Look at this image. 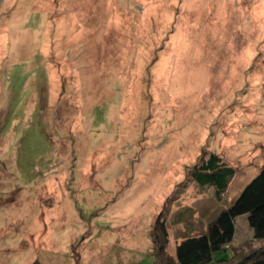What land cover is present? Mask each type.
Instances as JSON below:
<instances>
[{
  "label": "rangeland",
  "instance_id": "1",
  "mask_svg": "<svg viewBox=\"0 0 264 264\" xmlns=\"http://www.w3.org/2000/svg\"><path fill=\"white\" fill-rule=\"evenodd\" d=\"M263 166L264 0H0V264H153Z\"/></svg>",
  "mask_w": 264,
  "mask_h": 264
},
{
  "label": "trees",
  "instance_id": "2",
  "mask_svg": "<svg viewBox=\"0 0 264 264\" xmlns=\"http://www.w3.org/2000/svg\"><path fill=\"white\" fill-rule=\"evenodd\" d=\"M235 170L220 163L214 153L193 166L189 177L198 186L213 187L220 196L228 186ZM246 216L252 230L250 242L234 245L235 220ZM152 232L156 250L153 264H264V166L240 191L231 204L221 208L205 230L183 237L175 246L174 254L167 253L168 232L164 220L159 221ZM252 244V245H251ZM258 244V246H254ZM233 247L230 258H216V252Z\"/></svg>",
  "mask_w": 264,
  "mask_h": 264
},
{
  "label": "crops",
  "instance_id": "3",
  "mask_svg": "<svg viewBox=\"0 0 264 264\" xmlns=\"http://www.w3.org/2000/svg\"><path fill=\"white\" fill-rule=\"evenodd\" d=\"M215 216H216V215H215ZM215 216H212V218H211V219H213V217H215ZM244 216H245V215H244ZM244 216H242V217H244ZM245 218L247 219V217H246V216H245ZM211 219H210V220H211ZM210 220H209V221H210ZM209 221H208V222H209ZM208 222H207V224H208ZM235 228H236V231H235V235H236V233H237L236 220H235ZM192 230H193V229H192V228H190V231H189V233H187V235H185L184 237H186V236H189V235H194V234H196V233H197V232H196V233H194ZM203 230H205V228H204V229H202V230H199V231H198V233H199V232H202ZM251 232H252V230H251ZM251 237H252V236H251ZM235 239H236V236L234 237V240H233V243H232V244H234V245H239V244H236V243H235Z\"/></svg>",
  "mask_w": 264,
  "mask_h": 264
}]
</instances>
